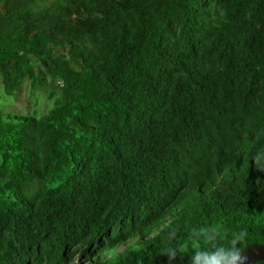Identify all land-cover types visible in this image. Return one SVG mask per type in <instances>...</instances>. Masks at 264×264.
<instances>
[{
  "label": "clouds",
  "instance_id": "obj_1",
  "mask_svg": "<svg viewBox=\"0 0 264 264\" xmlns=\"http://www.w3.org/2000/svg\"><path fill=\"white\" fill-rule=\"evenodd\" d=\"M218 233L210 229L208 239L215 241ZM247 233L236 231L226 243L215 244L211 248L193 251L189 264H244Z\"/></svg>",
  "mask_w": 264,
  "mask_h": 264
}]
</instances>
